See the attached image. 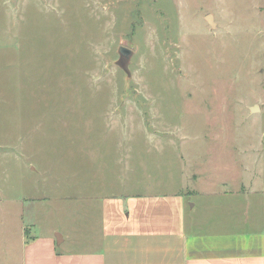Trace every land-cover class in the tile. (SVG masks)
Listing matches in <instances>:
<instances>
[{"label": "rangeland", "instance_id": "rangeland-1", "mask_svg": "<svg viewBox=\"0 0 264 264\" xmlns=\"http://www.w3.org/2000/svg\"><path fill=\"white\" fill-rule=\"evenodd\" d=\"M120 46L133 51L128 74ZM262 133L264 0H0L9 256L22 228L67 227L61 212L94 188L129 193L144 174L153 192H217L184 195L208 230L261 233L264 196L236 190L246 163L255 180ZM81 178L91 183L83 191Z\"/></svg>", "mask_w": 264, "mask_h": 264}, {"label": "crops", "instance_id": "crops-1", "mask_svg": "<svg viewBox=\"0 0 264 264\" xmlns=\"http://www.w3.org/2000/svg\"><path fill=\"white\" fill-rule=\"evenodd\" d=\"M263 141L264 133L255 154L254 182L249 178L251 166H244L245 178L236 190L241 198L248 191L264 196ZM133 175L134 182L140 174L136 170ZM143 180V187L129 193L113 189L102 196L94 188L91 197L87 193L86 201L77 202L79 209L61 212L67 227L50 224L39 233L22 228L18 256L0 248V264H264V231H210L205 218L186 213L196 204L186 202L184 195L209 198L217 192L178 187L170 193L153 192L146 174ZM84 183L91 184L81 178V191ZM96 184L104 190L100 180Z\"/></svg>", "mask_w": 264, "mask_h": 264}, {"label": "water", "instance_id": "water-1", "mask_svg": "<svg viewBox=\"0 0 264 264\" xmlns=\"http://www.w3.org/2000/svg\"><path fill=\"white\" fill-rule=\"evenodd\" d=\"M206 20L213 25L212 23V16L211 15H207L206 16ZM118 60H117V65L124 70L127 74H128V64L130 62V59L133 55V51L130 50L129 48H126L125 46H120L118 48ZM257 109V106H253L251 108V111H254Z\"/></svg>", "mask_w": 264, "mask_h": 264}]
</instances>
